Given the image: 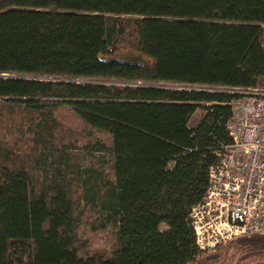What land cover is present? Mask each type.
Returning <instances> with one entry per match:
<instances>
[{
    "label": "trees",
    "instance_id": "trees-1",
    "mask_svg": "<svg viewBox=\"0 0 264 264\" xmlns=\"http://www.w3.org/2000/svg\"><path fill=\"white\" fill-rule=\"evenodd\" d=\"M220 86L264 88V0H0V264H264L195 239Z\"/></svg>",
    "mask_w": 264,
    "mask_h": 264
},
{
    "label": "built area",
    "instance_id": "built-area-1",
    "mask_svg": "<svg viewBox=\"0 0 264 264\" xmlns=\"http://www.w3.org/2000/svg\"><path fill=\"white\" fill-rule=\"evenodd\" d=\"M226 90L238 93L227 122L232 143L217 151L207 190L191 211L203 251L244 234L264 235V88Z\"/></svg>",
    "mask_w": 264,
    "mask_h": 264
},
{
    "label": "rangeland",
    "instance_id": "rangeland-1",
    "mask_svg": "<svg viewBox=\"0 0 264 264\" xmlns=\"http://www.w3.org/2000/svg\"><path fill=\"white\" fill-rule=\"evenodd\" d=\"M156 85L158 84L159 86H169L172 88H182L183 85L179 84H170V83H155ZM222 87V86H220ZM218 87V88H220ZM194 88V86H193ZM197 89H205V87H198L196 86ZM217 88V89H218ZM229 89L230 87H222ZM210 90H213V88H209ZM88 161V159H87ZM87 241H86V248L93 251V249L103 247V248H111L113 243L115 242V237H114V227L111 223L106 224L105 226H102L98 230H96L94 233H87Z\"/></svg>",
    "mask_w": 264,
    "mask_h": 264
},
{
    "label": "bare ground",
    "instance_id": "bare-ground-1",
    "mask_svg": "<svg viewBox=\"0 0 264 264\" xmlns=\"http://www.w3.org/2000/svg\"><path fill=\"white\" fill-rule=\"evenodd\" d=\"M238 89H240V90H245V89H247V88H238ZM231 92V91H230ZM233 93V92H232ZM235 94H237L238 95V93H235ZM232 239H234V237L232 238ZM232 239H230V240H232ZM229 240V241H230ZM226 244V243H225Z\"/></svg>",
    "mask_w": 264,
    "mask_h": 264
}]
</instances>
